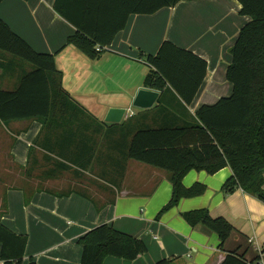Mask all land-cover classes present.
I'll list each match as a JSON object with an SVG mask.
<instances>
[{"label": "crops", "instance_id": "obj_1", "mask_svg": "<svg viewBox=\"0 0 264 264\" xmlns=\"http://www.w3.org/2000/svg\"><path fill=\"white\" fill-rule=\"evenodd\" d=\"M54 3L0 4V19L15 34L37 53L55 55L64 89L84 110L64 114L57 109L44 121L0 122V222L27 237L23 264H81L80 239L104 224L142 240L148 251L135 261L108 257L103 264L164 259L222 264L236 251L246 254L250 264H264V201L242 189L225 193L224 185L233 176L230 167L213 175L190 171L184 187L202 184L205 193L184 198L158 216L172 198L171 173L127 157L139 129L182 126L202 106L232 96L227 80L231 49L250 21L241 15L239 1H183L152 15H131L95 59L68 44L77 30L55 12ZM165 41L203 58L206 78L190 106L172 93L158 92L153 108L137 109L133 104L140 91L157 92L144 88L149 72L144 59L156 55ZM31 71L32 66L0 54V91L16 90ZM111 109L126 110L121 123L106 122ZM199 210L232 226L223 249L217 234L184 219L185 213ZM1 250L0 244L3 264Z\"/></svg>", "mask_w": 264, "mask_h": 264}, {"label": "trees", "instance_id": "obj_2", "mask_svg": "<svg viewBox=\"0 0 264 264\" xmlns=\"http://www.w3.org/2000/svg\"><path fill=\"white\" fill-rule=\"evenodd\" d=\"M183 1L197 0H55L54 10L77 30L68 44L95 59L103 52L97 53L96 48L111 44L129 16L152 15ZM238 1L241 15L250 21L231 49L227 80L233 85L232 96L202 106L192 122L182 126L164 123L157 128H141L129 144L128 159L171 173L172 198L158 216L184 198L205 193L202 184L184 187V177L193 170L213 175L230 167L233 176L224 185V192L242 189L264 201V0ZM0 54L33 67L16 90L0 91V122L44 121L57 109L64 114H84L64 89L55 55L34 51L2 19ZM144 62L149 67L144 88L172 93L186 106L194 101L208 69L203 58L169 41L162 43L156 55H147ZM183 217L191 226L201 224L217 234L220 249L232 235L233 228L226 220L212 218L206 210L188 212ZM27 243L26 236L0 222L3 264H23ZM79 243L83 249L81 264H103L108 257L135 261L148 251L142 240L106 224L89 231ZM155 264H174V259ZM222 264L250 262L246 254L236 251L228 253Z\"/></svg>", "mask_w": 264, "mask_h": 264}, {"label": "water", "instance_id": "obj_3", "mask_svg": "<svg viewBox=\"0 0 264 264\" xmlns=\"http://www.w3.org/2000/svg\"><path fill=\"white\" fill-rule=\"evenodd\" d=\"M159 98V93L150 90H142L138 93L133 106L137 109L148 110L154 107ZM125 109H111L106 117V122L119 124L121 123Z\"/></svg>", "mask_w": 264, "mask_h": 264}, {"label": "built area", "instance_id": "obj_4", "mask_svg": "<svg viewBox=\"0 0 264 264\" xmlns=\"http://www.w3.org/2000/svg\"><path fill=\"white\" fill-rule=\"evenodd\" d=\"M96 52H97V53L102 52V48L97 47V48H96ZM127 115H128V118H129V117H132L133 114H131V111H128V112H127ZM249 243H250V244H253V243H254L253 239H250V240H249Z\"/></svg>", "mask_w": 264, "mask_h": 264}, {"label": "rangeland", "instance_id": "obj_5", "mask_svg": "<svg viewBox=\"0 0 264 264\" xmlns=\"http://www.w3.org/2000/svg\"><path fill=\"white\" fill-rule=\"evenodd\" d=\"M26 65L31 66L30 64H27V63H26ZM131 122H132V121H131ZM21 138H22V137H21ZM21 143H22V142L18 143V146H19V147H21L20 145H23V144H21Z\"/></svg>", "mask_w": 264, "mask_h": 264}]
</instances>
